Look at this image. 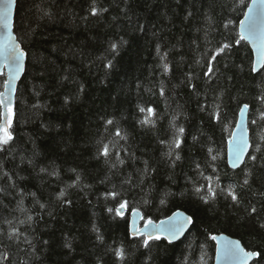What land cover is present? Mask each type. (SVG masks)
<instances>
[{"label":"trees","instance_id":"trees-1","mask_svg":"<svg viewBox=\"0 0 264 264\" xmlns=\"http://www.w3.org/2000/svg\"><path fill=\"white\" fill-rule=\"evenodd\" d=\"M250 1L18 0L28 59L0 150V264H214L209 237L221 233L264 264V69L236 43ZM244 104L252 145L234 170L228 141ZM131 209L154 221L181 209L194 223L146 247Z\"/></svg>","mask_w":264,"mask_h":264},{"label":"snow or ice","instance_id":"snow-or-ice-1","mask_svg":"<svg viewBox=\"0 0 264 264\" xmlns=\"http://www.w3.org/2000/svg\"><path fill=\"white\" fill-rule=\"evenodd\" d=\"M17 4V0H0V63L8 68V79L5 80V91L0 93V107H3L6 110V116L4 113H0V117H3L4 122L0 123V150H3V146L8 145L10 141L13 140L9 129L12 123V117L14 115L12 108V97L11 93L14 91V81L19 77L20 72L23 70V61L26 56V53L21 49L20 44L17 43L16 36L13 35V8ZM92 15L97 14V9L92 8ZM47 14V13H46ZM240 34L239 39L236 40V43L239 44L244 40H251V42L256 46L257 59L256 64L261 65L264 69V0H253L252 6L249 8L247 14H245L244 20L240 21ZM232 47L231 44H223L217 51V55L223 53L226 49ZM112 50H116L117 45H111ZM215 59V56L212 57ZM111 62L107 67H111ZM253 72H256L257 69L255 65L252 68ZM212 72L211 66H209L208 73ZM205 73V75H208ZM2 75V73H0ZM264 100V97H262ZM249 105L245 104L239 109V121L237 122V127L242 128L244 126L246 111ZM141 112L145 109L141 108ZM151 108L148 109V112H152ZM264 116V114H262ZM147 122V121H145ZM107 123L111 124L112 121L109 120ZM253 124L256 121H252ZM181 133L184 131L183 128L179 130ZM117 136L120 133L117 131ZM180 141L177 140L175 146L178 148L180 146ZM230 145H234V150L232 155L235 158V162H242L243 157L245 156L248 148L249 141L244 132H241L240 136L237 138L235 135L233 139L229 142ZM257 150H259L257 148ZM105 157L109 155L108 145H104L103 151L101 153ZM179 157L177 156V159ZM252 160H256L255 156L251 157ZM123 163V161H121ZM235 166V164H234ZM5 175H7L5 173ZM244 184H248V180H244ZM197 193L200 192V189H196ZM209 193L212 197L215 198V191L212 189L211 185L208 188ZM63 195V193H61ZM113 198L116 197L117 193H110ZM228 195L231 197L232 201L239 203L238 197L234 190H229ZM204 199V197H201ZM206 202V201H205ZM129 209L128 201H123L119 203L118 208L115 209V212L118 216H123L124 211ZM113 211V209H109ZM133 217L140 216V212L137 209H131ZM257 209L253 206L249 214L256 213ZM144 220V229L136 227L135 223L131 225L132 235L134 236H145L147 230H151L147 233L144 239V245L147 247L150 240H160L163 235L164 239H167L170 243L172 240L177 239L181 236L188 225L194 223L191 216H186L181 212H175L172 216H169L167 220H161L159 223L152 220L151 218L145 219L143 216H140ZM31 219V218H29ZM264 227V224L261 225ZM17 233L15 230L13 233L9 234V239H12L13 235ZM213 241H217L218 237L212 235L209 237ZM101 239V237H97ZM30 243V242H29ZM46 243V242H45ZM122 255L121 252L117 253ZM261 254L258 251H246L240 246L239 241H224V243L218 247L217 259H223L225 261H234L237 264H248V261L253 258H259Z\"/></svg>","mask_w":264,"mask_h":264},{"label":"water","instance_id":"water-1","mask_svg":"<svg viewBox=\"0 0 264 264\" xmlns=\"http://www.w3.org/2000/svg\"><path fill=\"white\" fill-rule=\"evenodd\" d=\"M252 2H253V0L250 1L249 5H248V7H247V9H246L245 14L248 13L249 8L252 6ZM17 3H18V0H17ZM16 10H17V4H16V5L14 6V8H13V21H14L13 35L16 36V38H17V43L20 44V47H21V49L26 53V56H25L24 61H23V70L20 72L19 77L14 81V91L11 93V97H12V108H13V111L15 110V107H16V100H17L18 87H19V84H20L21 80L23 79V77H24V75H25L26 67H27V59H28L27 51L24 49L22 43H21L20 40L18 39L17 34H16V32H15V17H16ZM244 18H245V15H244V17L242 18V20H244ZM239 28H240V26H239ZM240 31H241V28H240ZM245 41L250 45V47H251V49H252V51H253V57H254L253 66L255 65V67H256V69H257V71H256L255 73H257V72H259L260 70H262V67H261V65L255 63V62H256V59H257L256 46L251 42V40H245ZM0 73H2V75H6V80L8 79V68H6V67L3 65V63H0ZM0 76H1V75H0ZM4 91H5V84H4V89H3V91H2L1 93H3ZM244 105H245V104H244ZM247 105H248V104H247ZM249 112H250V106L248 107V109H247V111H246V116H245L244 126H243L242 128H238V127H237V124H236V127H235V129H234V131H233V133H232V136H231V138H230L229 141H228L227 160H228V164H229V166H230L232 169H234V170L239 169L240 167H242V166L244 165V163L246 162L247 157H248V155H249V153H250V150H251V145H252V143H251V132H250V128H249ZM2 113H4V115L6 116V110H5L3 107H2ZM238 121H239V115H238ZM238 121H237V122H238ZM3 122H4V119H3V117H1L0 123H3ZM9 131H10V129H9ZM241 132H244V133H245V135H246V137H247V139H248V141H249V145H250V146H249V148H248V150H247L245 156L243 157V161L237 163V162H235V158H234V156L232 155V152H233V150H234V145H230L229 142L233 139V136H234V135L238 138V137L240 136ZM234 164H235V166H234ZM137 210H138V209H137ZM139 212H140V216H143V217H144L143 212L140 211V210H139ZM175 212H181V213H183V214L186 215V216H190L188 213H186L184 210H181V209H180V210H177V211H175ZM175 212H173V213H175ZM125 213H126V210L124 211V214H125ZM173 213H172V214H173ZM172 214L169 215V216H172ZM140 216L133 217L132 212L130 213V232H131V235H132V227H131V225L133 224V222L135 223L136 227H138V228H140V229H142V230L144 229V220H142V219L140 218ZM169 216H167L166 218H163V219H161V220H167V218H168ZM161 220H158V221H156V222L159 223V221H161ZM191 227H192V225H188V226L186 227L184 233H183L181 236H179L177 239L172 240L171 243H176V242L180 241L181 239H183V238L187 235V233L190 231ZM150 231H151L150 229L147 230L146 233H145V236H146L147 233L150 232ZM132 236H133V237H138V236H134V235H132ZM215 236L218 237V240L215 241V242H216V253H215L214 264H237V262H234V261H225V260H223V259H217V251H218V247L221 246V245L224 243V241H239V242H240V246H241L242 248H244L246 251H250V250H248V249L244 246V244L242 243V241H241L240 239L236 238V237L230 236V235L225 234V233L216 234ZM161 237H163V235H162ZM166 240H167V239H166ZM167 241H168V240H167ZM168 242H169V241H168ZM255 259H256V258H253V259L249 260V261H248V264H251Z\"/></svg>","mask_w":264,"mask_h":264}]
</instances>
